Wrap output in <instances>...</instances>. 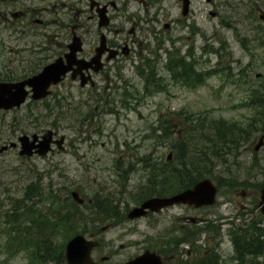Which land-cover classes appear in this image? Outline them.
Instances as JSON below:
<instances>
[{"label": "rangeland", "instance_id": "obj_1", "mask_svg": "<svg viewBox=\"0 0 264 264\" xmlns=\"http://www.w3.org/2000/svg\"><path fill=\"white\" fill-rule=\"evenodd\" d=\"M193 2L196 25L201 31L199 34L190 38H163L161 48H157L151 38L138 39L143 44L136 47L132 60L105 69L94 77V94L88 88L81 91L69 84L61 89L55 88V94L60 99L66 96L72 107H58L50 97L44 103L29 101L17 110L0 111V147L16 141L23 134H42L48 129L65 136L63 152L54 148L44 158L19 157L18 148L0 153V264H35L31 261V254L37 250V244H41L38 230L44 240L57 246L77 234L101 239V245L91 254L96 264H122L141 254L146 247H157V242L148 241L145 236L148 232L153 234L147 220L132 223L125 219L121 222L118 220L122 217L112 219L105 215L106 212L98 213L67 202V211H77L81 225L57 230L49 225L47 231L37 223L39 214L46 212L49 202L40 203V197H33L32 204L16 201L21 198L24 185L30 181L39 183L43 191L45 186H50L58 191L57 196H63L65 190H76L85 200L92 198L98 193L99 183L110 180L114 172L113 163L119 158L165 159L168 154L178 152V147H173L180 145L181 136L188 138L187 141L198 138V146L205 144V138L216 140L217 133L223 134V131H215V126L220 129L215 123L223 122L236 126L234 130L241 132L240 140L241 135L247 138L237 145L236 150H221V160L212 159L216 166L209 173L220 190L216 203L206 213H195L196 216L206 215L207 220L194 227L197 242L193 251L199 259L204 251L200 246L210 249L219 243L223 248V264H264V254L252 259L236 255L233 258L232 254V237L239 232L237 228L243 220L247 223L254 221L255 224L261 220L259 227L264 229V217L258 209L260 189L264 183V146L258 152L253 151L258 139L264 137V118L261 119L260 114L256 116V110L247 106L249 95L257 105L264 93V47L261 46L264 38L258 39L260 29L264 31V22L258 18L264 14V0ZM188 55L190 58L185 57L183 61L191 62L192 66H179L178 62ZM187 68L192 69L194 83L201 79L199 75L204 78L203 82L189 89L171 82L169 71L182 74ZM146 78L157 79L165 91L155 92L154 85L147 84L146 87L153 90L148 91L147 96L143 94ZM133 92L137 100L129 98ZM138 96L144 100L140 102ZM124 101L133 105L134 111L124 110L121 106ZM258 111L261 110L258 108ZM164 121H168L170 132L158 134L154 129L162 127ZM53 122L58 129H54ZM249 123L252 124L251 129H247ZM192 147L189 144L185 152H190ZM203 149H207L206 145ZM173 159L171 164L189 162L188 159ZM137 167L140 168L139 165ZM209 168L208 163L207 170ZM35 186L38 187L37 184ZM22 205L24 215L30 214L32 221L36 222L31 223L36 232L35 242L7 249V235L3 231L8 226L4 224H12V220L7 218L4 222L5 217ZM171 213L179 215L180 221L183 217L193 216L187 206H179ZM221 216L223 226L218 221ZM212 220L217 222H210ZM104 226L108 229L99 232ZM16 229L17 226L14 231ZM185 232L190 239L191 236ZM31 236L34 235L26 238ZM262 236L259 235V242L264 238V231ZM59 260L50 257L42 264H66L64 256L63 261Z\"/></svg>", "mask_w": 264, "mask_h": 264}, {"label": "flooded vegetation", "instance_id": "obj_2", "mask_svg": "<svg viewBox=\"0 0 264 264\" xmlns=\"http://www.w3.org/2000/svg\"><path fill=\"white\" fill-rule=\"evenodd\" d=\"M205 1L212 3V0ZM210 15L215 16V13L210 12ZM200 32L193 0H0V81L17 83L35 76L45 66L64 58L71 40L77 38L79 48L74 63L68 64L71 70L57 87L61 89L69 84L81 91L85 88L93 90L95 82L92 86H79L77 61L81 60L79 65L91 62L99 46L104 47L100 58L102 70L86 72L92 79L105 69L132 60L136 47L143 44L138 39L151 38L156 47L161 48L163 38H190ZM165 52L168 54L167 49ZM110 56L112 58L108 59ZM185 57L190 58L188 55L182 59ZM54 92L52 90L51 94ZM63 98L67 99L66 96ZM138 100L143 99L138 96ZM173 161L172 158H149L141 159L140 164L134 160L133 164L131 159L119 158L113 163L110 180L99 183V193L88 199V208L117 212L127 220L129 211L142 206L148 199L179 193V165L178 162L171 164ZM179 206L185 207H165L129 221L147 220L151 224L149 228L153 234L148 232L145 236L148 241L153 240L164 247L162 251L168 253L161 255L164 264H181L182 260H187L186 264H195V261L210 256L202 253L196 259L197 254L191 252L197 242L194 227L207 220L206 215L196 216L195 213H206L208 208L187 206L193 216L183 217L180 221L179 215L171 213ZM218 221L223 226L222 216ZM214 246L220 264L223 248L219 243ZM201 248L205 247L202 245ZM182 250L186 253H181Z\"/></svg>", "mask_w": 264, "mask_h": 264}, {"label": "water", "instance_id": "obj_3", "mask_svg": "<svg viewBox=\"0 0 264 264\" xmlns=\"http://www.w3.org/2000/svg\"><path fill=\"white\" fill-rule=\"evenodd\" d=\"M260 18L263 19V17ZM69 49L70 53L66 55V59L67 62L71 63L73 62L74 53L78 50V44L75 40L69 45ZM99 52H101V50ZM100 54L101 53H99V55ZM97 59L98 56L95 59V62ZM56 62L46 66L40 74L25 82L17 84L0 83V110H9L14 107H20L28 95V92L25 90V86L31 87V92L33 93L31 96L32 99L39 100L46 97L48 95L47 89L49 85L51 83H57L60 75L65 74L68 70V67L61 64V60ZM98 69L99 67L95 68V71ZM85 82L86 80H84L81 85L83 86ZM54 134L55 133L52 131H47L44 135H42L41 140L38 139L36 134L31 137L27 135L19 136L17 138L20 146L19 155L27 157H30L33 154H38L40 156L46 155L50 150V143L52 142V136ZM63 139L64 138L61 137L58 141H55V143L60 147ZM262 144L263 138H260L254 149L258 150ZM9 147H16V143H10ZM7 148V146H3L0 149V153ZM215 194L216 188L212 185V183L209 180H202L196 184L193 189L186 190L169 199H151L147 201L142 208L134 209L129 214V218L144 215L145 212L142 211L143 208L158 210L161 207L171 206L175 203L194 205L195 207L210 205L215 201ZM72 196L79 203L82 202V200H78V195L76 193H72ZM260 212L264 216V184L260 195ZM96 245L97 242L87 240L82 235L75 236L66 245L65 257L67 264H94L91 260L90 252ZM126 264H161V261L159 256L155 253L146 251L143 255L136 257Z\"/></svg>", "mask_w": 264, "mask_h": 264}, {"label": "trees", "instance_id": "obj_4", "mask_svg": "<svg viewBox=\"0 0 264 264\" xmlns=\"http://www.w3.org/2000/svg\"><path fill=\"white\" fill-rule=\"evenodd\" d=\"M259 30V29H258ZM264 36L260 35L258 37V39H263ZM261 44H264L263 42ZM146 91H150L153 90V88H148L145 87ZM257 109L259 108L261 111H258L257 115L260 114V118L263 119L264 118V93L261 95V99L257 101V105H256ZM217 125L220 126L219 127L210 124L212 126H215V131H223V134H218V136H216V140H212L209 138H205L204 139V143L201 146H198L197 144L200 143V140L197 138H192L191 140L187 141L188 138H184L185 136H181V143L178 146V152L174 155V158L176 157V159H188L189 162L186 161H182L179 164V189L182 190L183 188H188L190 187L192 184H194L197 180H199L202 176H204L207 172L211 171L212 168H214L216 165L212 162V159L216 158V159H220L222 158V154L220 153L221 150H226V151H230V150H236L237 145L243 140L246 141V136L242 137L241 135V140H240V134L241 132L239 131L236 132L235 129V125H225V123H215ZM56 123L53 122V127H56ZM252 124L249 123L247 129H251ZM162 131H165V135H166V131L170 132V128L168 126V121H164V125L161 127ZM247 129L245 131H247ZM192 130V129H191ZM235 134H238V137H235ZM187 141V142H186ZM196 141V142H195ZM191 144L192 150H190V152L186 153V148H188V145ZM204 145H206V148L208 149V151H206L207 149H203ZM196 146V148H195ZM192 153L190 156L189 154ZM210 154V155H209ZM223 162H225V160H223ZM210 164V168L207 170V164ZM38 185V183H35ZM35 184H33V181L28 182L26 185H24V187L22 188V193H21V198L18 199L16 201V203H21L24 201L29 202L32 199V196L34 195L35 197H42L44 198H52L55 200V196L52 195L55 191L57 190H53L52 191H48L47 193H45L46 189L43 192V188L42 187H36ZM47 188H50L49 186H47ZM66 194V192H65ZM52 203V205L55 207L53 208H57V201L56 202H50ZM23 205L20 207L18 206L17 209H13V216L15 217V221L17 223V214L18 211L22 208ZM21 215V214H19ZM65 217H69V226L72 225L74 227H78L77 224H79V216L77 215L76 212H66L65 213ZM105 215H113L110 213H106ZM47 220H49L47 218ZM67 221L66 219H63V221ZM70 228V227H69ZM249 231V232H247ZM263 229L257 227V225L255 226L254 223L250 224L249 229L248 228H243L241 229L236 235H233V240H234V247H235V253L237 255V257L239 258H244V256H251V257H256V256H260L262 255L263 251L260 248V246L258 247V249H256L254 246L255 241L259 240V234H262ZM40 237V236H39ZM12 239L17 240L16 237H12ZM45 242V241H44ZM47 242H45L46 244ZM22 245L21 243V239H18L17 242H14L12 244H7L6 248H18ZM64 245L60 244V246L57 245H52V241L49 242V244H46L44 246H39L37 245L36 248L38 250V252L40 253V256L38 257L40 258H46V256L48 255L51 258H56L60 259L59 261H63V252H64ZM44 254V255H41ZM197 264H216V259L212 258L211 256L209 258L206 259H202L200 262H197Z\"/></svg>", "mask_w": 264, "mask_h": 264}]
</instances>
